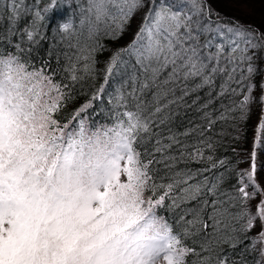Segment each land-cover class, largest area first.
Returning a JSON list of instances; mask_svg holds the SVG:
<instances>
[{
	"label": "snow or ice",
	"instance_id": "snow-or-ice-1",
	"mask_svg": "<svg viewBox=\"0 0 264 264\" xmlns=\"http://www.w3.org/2000/svg\"><path fill=\"white\" fill-rule=\"evenodd\" d=\"M57 7L0 0L20 36L0 50V264H248L246 253L264 264V31L208 0H80L78 26L59 24L75 37L63 65L51 68L50 51L37 67L44 13ZM138 14L97 87L103 41L121 39ZM77 86L92 93L66 111ZM253 104L262 114L240 169L215 155L213 130ZM241 244L239 259L226 251Z\"/></svg>",
	"mask_w": 264,
	"mask_h": 264
},
{
	"label": "trees",
	"instance_id": "trees-1",
	"mask_svg": "<svg viewBox=\"0 0 264 264\" xmlns=\"http://www.w3.org/2000/svg\"><path fill=\"white\" fill-rule=\"evenodd\" d=\"M48 2L49 0H28V4L33 6V10H35V8L37 7L43 10V8L46 6ZM79 3L80 0H58V7L56 8L54 13H44L46 19L43 22L40 29L43 39L41 40L39 46L34 47L32 49L31 57H30V59L36 64L37 67L40 66L42 60L48 57L50 51L52 53L50 60L51 68L56 69L63 65L64 59L62 53L65 51H70L68 49V45L74 41L75 37H72L71 39L65 38L66 34L59 31V24L71 18L73 19L74 25L78 26L79 10L77 5ZM208 3L215 11L218 10L214 7L213 4L210 3V0H208ZM216 12H218L224 19L233 18L235 21L248 25L254 29L263 31L255 23L244 21V18L238 15H233L231 13L227 14L228 12L224 13L219 10ZM8 15L9 12L6 8L0 9V50L7 49L9 51H12L14 50L15 43L20 42V36L19 34L12 35V33L8 31L9 29ZM139 20H140V14L136 16V18L132 22V26L124 33L123 37L119 39L117 42H113L111 40L103 41V43L108 45V49L102 53L97 54L98 75L95 81L97 87L99 86L100 83L103 82V68L110 51L117 44L123 46L132 40L134 32L136 30V26L139 23ZM27 21L28 18L26 17L25 19L20 21V25L23 26V24L27 23ZM57 56L60 57L59 65L57 64ZM60 78L61 77L58 75L57 79ZM108 90L111 91V87H109ZM85 91L87 93L86 95L81 94V89L79 86H77L76 98L74 100L69 101L66 111L70 112L72 109L79 106V104L83 103L84 100L87 99L88 96H90L92 93V89L86 88ZM106 102H107V93H105L104 103L97 101L94 108L92 109V112L99 113L98 115L94 116L93 118L94 121H100V122L103 121L104 116L106 115L107 112ZM261 111H262V106L258 104H253L250 107V111L248 113L247 118L239 121L234 126L231 124V122L229 124H221V123L216 124L213 130V135L215 138L220 139V143L217 144L215 150V155L218 158H225L231 161L233 165L235 163L238 164V158H240V152L244 151V149H247L251 142V139H253L255 122L256 119L259 118L258 116ZM92 112H90V115L92 114ZM193 115H194L193 113H189L186 117H182L178 119V123H180L182 126H186L188 120L191 119ZM216 134L219 135L217 136ZM262 152L263 151L261 149V153ZM231 183H235V180L233 179ZM160 214L165 215L166 213L162 210ZM246 243L247 241H245V244ZM244 246H245L244 244H241L235 250L227 249V247L226 246L225 247H226V251H228L231 256L239 259L240 253L244 248ZM257 255H258L257 253H246L244 259L247 260L248 264H253V261L256 259Z\"/></svg>",
	"mask_w": 264,
	"mask_h": 264
},
{
	"label": "rangeland",
	"instance_id": "rangeland-1",
	"mask_svg": "<svg viewBox=\"0 0 264 264\" xmlns=\"http://www.w3.org/2000/svg\"><path fill=\"white\" fill-rule=\"evenodd\" d=\"M210 3L214 5L216 9L219 11H222L224 13H231L233 15H238L242 18H244V21H248L251 23H255L257 26H259L264 31V0H242L241 3H232L230 0H210ZM216 10V11H218ZM226 11V12H225ZM105 108V107H103ZM107 111V109H106ZM262 114V111L259 114V118ZM259 118L256 119L255 122V130H254V136L253 140L251 139V142L247 149H244V151L241 152L240 157L242 160H240L239 168L240 169H247L250 166L251 160H250V153L253 148V142L256 135V128L259 123ZM263 144L257 146V168H258V178L261 180H264V149ZM262 149V153H261ZM254 230L251 234L254 235Z\"/></svg>",
	"mask_w": 264,
	"mask_h": 264
}]
</instances>
